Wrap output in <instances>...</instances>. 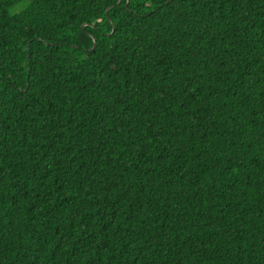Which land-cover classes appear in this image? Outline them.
<instances>
[{"label":"trees","instance_id":"trees-1","mask_svg":"<svg viewBox=\"0 0 264 264\" xmlns=\"http://www.w3.org/2000/svg\"><path fill=\"white\" fill-rule=\"evenodd\" d=\"M0 264H264V0H0Z\"/></svg>","mask_w":264,"mask_h":264},{"label":"rangeland","instance_id":"rangeland-1","mask_svg":"<svg viewBox=\"0 0 264 264\" xmlns=\"http://www.w3.org/2000/svg\"><path fill=\"white\" fill-rule=\"evenodd\" d=\"M23 7V4L15 6L13 9H11L12 12L17 11Z\"/></svg>","mask_w":264,"mask_h":264}]
</instances>
